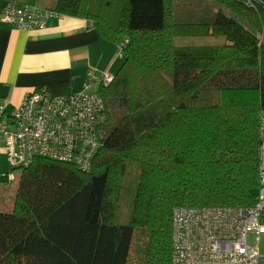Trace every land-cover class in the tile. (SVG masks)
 I'll return each instance as SVG.
<instances>
[{
    "label": "trees",
    "instance_id": "trees-1",
    "mask_svg": "<svg viewBox=\"0 0 264 264\" xmlns=\"http://www.w3.org/2000/svg\"><path fill=\"white\" fill-rule=\"evenodd\" d=\"M205 1L239 4L247 24L222 10L177 16ZM52 9L93 18L123 43V61L99 86L107 118L87 170L36 156L5 174L17 184L12 209L0 210V264H172L175 206L255 202L264 10L123 0L110 23V0H55Z\"/></svg>",
    "mask_w": 264,
    "mask_h": 264
},
{
    "label": "built area",
    "instance_id": "built-area-1",
    "mask_svg": "<svg viewBox=\"0 0 264 264\" xmlns=\"http://www.w3.org/2000/svg\"><path fill=\"white\" fill-rule=\"evenodd\" d=\"M263 9L264 0H237ZM58 12L32 3L6 0L0 23L23 29L43 28ZM262 36L258 42L261 43ZM123 43L120 44L122 47ZM114 73L89 69L83 90L53 93L41 86L26 92L9 113L0 105V149L11 168L25 167L36 156L90 167L99 146V128L107 118L99 86ZM258 126V192L244 206H175L172 210V264H264V116ZM8 176L13 178V174Z\"/></svg>",
    "mask_w": 264,
    "mask_h": 264
},
{
    "label": "crops",
    "instance_id": "crops-1",
    "mask_svg": "<svg viewBox=\"0 0 264 264\" xmlns=\"http://www.w3.org/2000/svg\"><path fill=\"white\" fill-rule=\"evenodd\" d=\"M54 3L47 0L44 7ZM112 9L110 23L117 12ZM120 50L106 30L80 13L58 12L43 28L31 30L0 23V105L9 113L26 92L41 86L53 93L81 91L87 70H118Z\"/></svg>",
    "mask_w": 264,
    "mask_h": 264
},
{
    "label": "rangeland",
    "instance_id": "rangeland-1",
    "mask_svg": "<svg viewBox=\"0 0 264 264\" xmlns=\"http://www.w3.org/2000/svg\"><path fill=\"white\" fill-rule=\"evenodd\" d=\"M19 1V0H18ZM23 2H34V1H38V0H21ZM192 1V0H191ZM40 3H43L44 0H40ZM123 0H116L115 2L113 1L112 3V11H118V9L121 7ZM178 2H185V1H178ZM207 2V6L204 8V10H200L197 12H195L193 15H191L192 10H186L184 9L180 14L178 15V17L183 18L184 16H189L192 19L201 21L207 18V16L209 15V13H213V11L215 10H222L224 11L226 14L231 15L235 18L240 19L242 22H244V24H247V18L242 16L239 12L238 9H241V6L237 3H234L232 6L228 5L227 3H223V2H219L215 3V2H211L209 3ZM41 5V4H40ZM243 13L245 14H251L250 11H244ZM107 19H109L107 17ZM121 52V50H120ZM260 122V121H259ZM258 122V123H259ZM11 169V167L8 165L6 159H5V150L3 148L0 149V210L2 211H9L12 209L13 207V203H14V198H15V188H16V180L14 179L13 181H7L5 174H7V171H9ZM12 171L14 172L15 176H17L20 173V168H14L12 169ZM264 250V236H261L260 239V251Z\"/></svg>",
    "mask_w": 264,
    "mask_h": 264
},
{
    "label": "bare ground",
    "instance_id": "bare-ground-1",
    "mask_svg": "<svg viewBox=\"0 0 264 264\" xmlns=\"http://www.w3.org/2000/svg\"><path fill=\"white\" fill-rule=\"evenodd\" d=\"M171 235H172V231H171Z\"/></svg>",
    "mask_w": 264,
    "mask_h": 264
}]
</instances>
